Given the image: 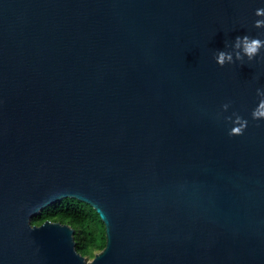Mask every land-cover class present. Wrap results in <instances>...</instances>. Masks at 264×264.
Returning a JSON list of instances; mask_svg holds the SVG:
<instances>
[{"label":"water","instance_id":"obj_1","mask_svg":"<svg viewBox=\"0 0 264 264\" xmlns=\"http://www.w3.org/2000/svg\"><path fill=\"white\" fill-rule=\"evenodd\" d=\"M257 8L0 0V264H264V47L215 61L264 39ZM65 197L104 223L92 258L69 223H31Z\"/></svg>","mask_w":264,"mask_h":264},{"label":"trees","instance_id":"obj_2","mask_svg":"<svg viewBox=\"0 0 264 264\" xmlns=\"http://www.w3.org/2000/svg\"><path fill=\"white\" fill-rule=\"evenodd\" d=\"M46 219L59 220L74 227L76 248L89 257L94 255L95 249L105 245L104 223L96 210L86 202L74 197L62 198L32 216L31 223L40 224Z\"/></svg>","mask_w":264,"mask_h":264},{"label":"clouds","instance_id":"obj_3","mask_svg":"<svg viewBox=\"0 0 264 264\" xmlns=\"http://www.w3.org/2000/svg\"><path fill=\"white\" fill-rule=\"evenodd\" d=\"M255 15L257 17H264V8H257L255 10ZM254 27L264 28V19L255 20ZM262 47H264V39H260L258 37H249L248 35L236 36L232 44L233 51L228 52L218 50L215 54V61L218 65L223 66L226 62L231 63L233 61V55H235L237 60H242L245 56L248 58V60H252L259 54ZM256 95L259 97V99L251 112V117L254 120L264 119V90L257 88ZM221 107L222 109L227 110L229 104L225 103ZM225 119L231 120L233 124L228 132L229 136L242 135L248 124L246 119L235 113H233V116L225 117Z\"/></svg>","mask_w":264,"mask_h":264},{"label":"rangeland","instance_id":"obj_4","mask_svg":"<svg viewBox=\"0 0 264 264\" xmlns=\"http://www.w3.org/2000/svg\"><path fill=\"white\" fill-rule=\"evenodd\" d=\"M99 250H100V249H95V250H94V253L97 252V251H99ZM90 258H92V256H90Z\"/></svg>","mask_w":264,"mask_h":264}]
</instances>
